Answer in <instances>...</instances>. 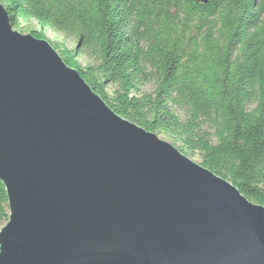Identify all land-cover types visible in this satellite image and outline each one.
I'll list each match as a JSON object with an SVG mask.
<instances>
[{
    "label": "water",
    "instance_id": "1",
    "mask_svg": "<svg viewBox=\"0 0 264 264\" xmlns=\"http://www.w3.org/2000/svg\"><path fill=\"white\" fill-rule=\"evenodd\" d=\"M0 183V264H264L263 206L116 115L1 4Z\"/></svg>",
    "mask_w": 264,
    "mask_h": 264
},
{
    "label": "trees",
    "instance_id": "2",
    "mask_svg": "<svg viewBox=\"0 0 264 264\" xmlns=\"http://www.w3.org/2000/svg\"><path fill=\"white\" fill-rule=\"evenodd\" d=\"M0 4L14 31L47 40L116 115L264 207V0ZM46 29L76 38L75 50ZM81 57L91 64L81 67ZM8 214L0 183V228Z\"/></svg>",
    "mask_w": 264,
    "mask_h": 264
},
{
    "label": "rangeland",
    "instance_id": "3",
    "mask_svg": "<svg viewBox=\"0 0 264 264\" xmlns=\"http://www.w3.org/2000/svg\"><path fill=\"white\" fill-rule=\"evenodd\" d=\"M27 27L29 28V30H35L38 31L40 30L39 27L34 23V22H30ZM18 32V31H17ZM44 36L51 42H55L57 44H62L65 45V47L68 50H75L76 48V38H66L65 35H63L62 33H60L57 30L54 31H50L48 29L43 30L42 31ZM20 33V32H19ZM22 34V33H20ZM22 35H26V33H23ZM79 64L81 67H86L88 66L90 63V61L88 59H86L85 57H81L79 59ZM145 90H149V87H145ZM158 139H160L161 141L167 142L169 144H171L168 140H164L163 138L158 137ZM188 159H190L193 163L198 164V160L196 158H192V157H187Z\"/></svg>",
    "mask_w": 264,
    "mask_h": 264
}]
</instances>
